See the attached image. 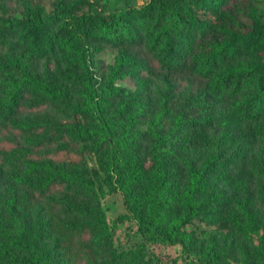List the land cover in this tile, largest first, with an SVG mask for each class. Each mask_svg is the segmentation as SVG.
Instances as JSON below:
<instances>
[{
  "label": "trees",
  "instance_id": "trees-1",
  "mask_svg": "<svg viewBox=\"0 0 264 264\" xmlns=\"http://www.w3.org/2000/svg\"><path fill=\"white\" fill-rule=\"evenodd\" d=\"M0 1L1 7L4 0ZM19 1L21 15L0 21V126L27 110L25 121L16 128L28 144L39 146L62 139L75 144L91 140L100 146L105 141L102 126L55 119L49 106L68 103L69 96L62 82L40 63L56 53L74 58L88 70L82 82L85 97L73 104V112L82 120H95L97 99L104 88H95L97 80L88 67L103 45L115 49L108 83L123 77L139 81L160 76L170 88L183 83L189 86L191 106L205 108L219 96L228 101L229 111L237 118L256 119L264 114V21L249 13L245 0H148L117 12L98 9L90 0H53L49 12L30 0ZM240 15L252 22L245 24ZM64 77L75 82L72 73ZM30 98L34 100L26 104ZM189 110L176 113L165 133L150 129L147 161L133 163L137 137L130 124L113 139L117 153L112 169L126 207L137 219L144 240L181 245L188 258L179 264H228L212 244L198 247L193 231L186 227L208 218L217 227L261 229L254 256L264 264V217L257 219L259 203L240 205V214L220 213L236 202L215 187L219 180L237 186L227 162L210 156L197 166L185 155L182 164L176 165L165 151L184 153L208 141L214 117L189 115ZM57 150L70 152L65 143ZM25 165L36 175L31 184L35 192L57 198L58 209L52 210L64 221L56 223L55 229L62 236L69 233V240L76 239L82 246L73 253L65 252L59 263L140 264L132 251H110L111 229L98 203L95 179L86 166L53 159L26 160ZM207 189L206 195L199 194ZM5 203L13 206V197ZM11 216V223L0 229V264H52L47 250L40 247L42 234L32 236L29 221L17 213ZM51 221L52 216L47 217L49 227Z\"/></svg>",
  "mask_w": 264,
  "mask_h": 264
},
{
  "label": "rangeland",
  "instance_id": "rangeland-1",
  "mask_svg": "<svg viewBox=\"0 0 264 264\" xmlns=\"http://www.w3.org/2000/svg\"><path fill=\"white\" fill-rule=\"evenodd\" d=\"M30 1L40 5L44 12H49L52 8L53 0ZM90 1L98 9L117 12L127 7L141 6L148 0ZM245 1L250 7L249 13L264 21V0ZM3 3L0 7V21L8 22L21 15V1L4 0ZM240 20L247 25L252 22L246 15H240ZM114 53V48L103 45L99 52L94 53L88 67L94 71L91 75L97 80L95 88H104L97 99L95 120L92 117L82 120L73 112V104L81 102L85 97V86L82 82L87 78L88 70L83 69L74 58L61 54L55 53L40 60V63L47 67L49 75L62 82L69 96L68 103L60 102L49 106L55 112V119L79 121L84 126H102L105 141L100 146L91 140L75 144L73 141L65 142L62 139L39 146L28 144L16 128L25 121L27 110L0 126V229L11 223L12 213H17L22 220L29 221L31 235L42 234L40 247L47 250L52 264H61L58 258L63 259L65 252L73 253L78 247H82L76 239L69 240V233L62 236L55 229L56 223L64 221V218L54 213L58 209L55 202L57 198L51 194L39 196L31 186L37 180L35 173L25 169L26 160H61L65 164L86 166L94 177L98 203L104 220L111 229L110 251H132V254L139 258L140 264H179L188 257L178 242L144 240L137 219L126 207L124 195L112 167L115 165L117 153L113 139L120 136L129 124L137 137L132 153L133 163L137 159L147 161L150 157V129L153 128L158 133L167 132L173 123L174 115L183 109H190L189 115L213 116L214 127L205 144L184 153H172L165 149L167 154L174 158L176 165L182 164L185 155L197 166L210 156L227 162V168L238 180L237 186L232 187L219 180L215 182V187L225 190L236 202H231L224 208L220 212L221 215L240 214V205L249 206L251 202H257L260 205L257 219L264 217V114L256 119L237 118L229 111L228 101L219 96L212 99L205 108L191 106L188 99L189 86L183 83L177 88H170L160 76L139 81L123 77L108 83V66L113 62ZM262 60L264 61V52ZM69 73L74 75L75 82L65 79L64 76ZM33 100L28 99L26 104ZM163 110L166 111L164 114ZM63 143L70 148L68 155L57 150ZM107 168L109 172L106 171ZM207 191L208 189L203 190L199 194L206 195ZM10 197H13L14 204L7 207L5 199ZM52 207H56V210H52ZM50 216L51 227L46 224L47 217ZM209 219L211 218L196 220L186 226L193 231L198 247L212 244L219 257L228 264H260L254 256V251L261 241V229L255 232L240 230L234 226L217 227L216 223Z\"/></svg>",
  "mask_w": 264,
  "mask_h": 264
}]
</instances>
